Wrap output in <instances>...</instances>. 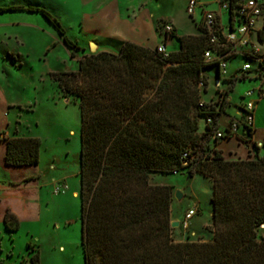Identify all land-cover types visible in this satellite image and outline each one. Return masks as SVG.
<instances>
[{"label":"trees","instance_id":"obj_1","mask_svg":"<svg viewBox=\"0 0 264 264\" xmlns=\"http://www.w3.org/2000/svg\"><path fill=\"white\" fill-rule=\"evenodd\" d=\"M230 8L234 0H229ZM40 13L70 50L80 46L66 35L52 13L31 5L0 6V13ZM163 28V26H162ZM162 31V32H161ZM177 36L179 48L166 56L134 42H124L118 53L100 51L77 59L76 71L54 73L58 89L78 100L80 115L79 191L83 264H264V154L227 160L214 146L217 116L234 77L226 79L216 113L206 103L219 94L212 87L200 92L212 77L203 59L206 37ZM164 39V40H165ZM54 43L52 44V46ZM206 73V74H205ZM209 92L213 93L208 98ZM203 98L205 107L198 102ZM213 123L199 132V118ZM250 132V131H249ZM4 163L11 167L39 162L41 140L5 136ZM201 148V149H200ZM193 156L184 165L182 155ZM189 167L211 182V241H174L171 237V186L151 184L153 172L178 173ZM10 231L19 220L7 210L3 219ZM30 264H39V250Z\"/></svg>","mask_w":264,"mask_h":264},{"label":"rangeland","instance_id":"obj_2","mask_svg":"<svg viewBox=\"0 0 264 264\" xmlns=\"http://www.w3.org/2000/svg\"><path fill=\"white\" fill-rule=\"evenodd\" d=\"M5 1L8 0H0V5ZM30 1L38 3L40 7L56 16L65 28L68 38L79 45L97 39L92 24L89 30L86 26L80 28L77 14L70 12L69 8H61L59 0ZM186 1L157 0L153 5L149 4L151 19L157 16L163 17L157 20V31L160 32L162 25L168 23L165 18H170L177 25L178 33L195 30L185 11ZM88 9L84 11L87 12ZM209 9H212L211 5L204 7V10ZM6 14L8 16L0 13L2 23L0 24V185H6L9 178L12 180L19 178L20 174L33 175L31 179L34 180L28 184L26 192V196L31 197L28 198V205L32 208L35 203L41 204L44 207V214L40 219L24 216L22 227L14 235L11 234L12 236H9L10 233L1 232L0 264H4V259L9 264H30V257L35 251H32L27 243H31L34 249L39 250L40 264H83L78 196L80 150L78 100L71 95L63 94L54 79V73L76 71L77 58L82 53L81 50H76L75 57L70 59L68 48L62 43L53 26L40 13L13 11ZM4 16L11 17L13 22L18 24L6 25L4 22L7 17ZM198 17H200L199 12ZM55 40L57 44L48 54L43 55L41 52L43 46ZM176 42L178 39L174 37L168 43V52L173 49L171 45L178 44ZM88 46L90 51V44ZM6 48L10 52H16L15 56L19 53L20 60L14 61L7 57L3 52ZM244 61L243 57L231 60L228 70L233 71ZM253 66L255 67V64ZM205 72L213 75L214 68H208ZM246 87L245 82L235 85L229 93L232 103L244 105L245 99L241 98L240 92ZM9 104L17 106L7 108ZM262 108L264 109L263 105ZM228 111L230 112L231 108H228ZM224 120L223 118L222 121ZM199 124V132H201L205 126L203 117L199 118ZM18 133L38 137L41 140L40 158L38 164L30 166L25 169L26 171L12 167V172H9L2 156V138ZM203 145L202 149L205 151L216 149V146L206 139ZM246 158L247 156L239 157V159ZM43 183H49L50 186ZM150 183L171 186V222H179L178 226L171 227V237L174 241L212 240L213 233L206 229L212 224L210 201L212 188L211 182L206 177L187 167L178 173L153 172L150 175ZM56 190L58 193H55ZM176 191L181 192V200L175 197ZM74 192L77 195H74ZM190 209H195L196 214L186 219L185 215ZM259 233L264 234L263 225L260 226Z\"/></svg>","mask_w":264,"mask_h":264},{"label":"crops","instance_id":"obj_3","mask_svg":"<svg viewBox=\"0 0 264 264\" xmlns=\"http://www.w3.org/2000/svg\"><path fill=\"white\" fill-rule=\"evenodd\" d=\"M156 1L157 0H59L61 4V8H69L70 12H75L77 14L78 24L80 28H84V26H86V28L89 30L91 29L89 28V26L91 27L92 24V28H94L92 30H94L97 34V39L89 40L88 44L79 45L76 42L77 45L80 46L81 48L80 50L82 53L79 56V58L84 54L92 53L91 51H89V46H88L91 43H94L96 45L95 52L108 51V52L118 53L121 49L122 44L127 41L134 42L143 46H147L152 49L156 48L160 44H164L167 50L168 43L172 39H174V37L173 38L169 37V39L163 38L162 34L156 29L157 20L163 17L157 16L155 17V19H151L152 14L150 13L149 15V11H148L149 4L153 5L154 3H156ZM188 1L189 0H187L185 3V8ZM197 1L200 2L201 8L202 7L204 8L207 5H211L212 8L218 7L217 0H197ZM11 5H25V6L31 5V6L40 7L38 3H34L33 1L30 0L29 1L8 0L5 1V3L1 4L0 6H11ZM86 8H89L87 12L84 11ZM10 12L13 11H7L3 13L4 15H7L6 13H10ZM80 12H82V14ZM3 13H1V15ZM28 13H37V12H28ZM165 19L168 21V23H170L173 26L175 30V34L177 36L198 34L197 29L199 25H198L197 16H195L194 21L190 17L191 24L195 30L187 33L184 32L178 33L177 25L174 22H172L170 18H165ZM4 23L6 25L18 24L17 22H13L11 17L10 18L7 17L6 22ZM0 24L2 23L0 22ZM42 24L45 25L44 22H42ZM53 43L54 45L52 46ZM176 43L178 44H175V46L171 45L173 48L172 51L178 50L179 41ZM56 44H57V40L53 41L52 43L51 41L47 42L41 50L43 55L48 54ZM7 48H9V46H7ZM7 48L4 49L3 51L7 55V57L13 59L14 61H19L20 60L19 53L17 56H15L16 52L14 51L10 52L9 49L7 50ZM68 56L70 59H72L70 57L69 49H68ZM227 73H231V71L227 69ZM239 82L247 83V87L241 90L240 92L241 97L247 89L255 88L260 84V81L257 78H243L234 81V83L230 85L229 93L232 92L235 85ZM226 85L227 84L225 83V86ZM262 87L264 88V83L262 84ZM262 105L264 106V99L257 101L254 110L253 127L251 128L250 132L240 134L236 137H231L221 140L216 145V149L221 152L222 156L225 159L236 160L239 159V157L243 158L245 156H248L249 154L253 155L255 152L254 144H256L259 147L260 154L264 152V114H263L264 109L262 108ZM10 106L14 107L17 105L9 104L7 108H10ZM237 106L238 105L236 103H232V99L229 98V103L227 104L226 107V113L221 115L219 118L218 121L219 128H224L228 125L231 116L238 111ZM228 108H231L230 112L229 111L227 112ZM223 118L225 119L224 121H222ZM17 135L24 136L22 135V133H18ZM229 141H231L232 143L230 144ZM1 145H2V156H4L5 153L4 142H2ZM5 167L8 169L9 172H12L11 166L6 165ZM29 167L30 166H21L16 168H19V170H25V169L27 170ZM32 177L33 175H27V173L20 174L19 178L15 180L9 178V181L6 185H0V234L1 232L10 233L9 236H12L11 234L14 235L22 227V223H23L22 220L24 216H28L30 217V219H40L41 216L44 214V207L41 204L35 203L34 207L32 208L31 206L28 205L29 197L26 196V192H27L28 184H31L32 180H34L31 179ZM43 184L50 186L49 183H43ZM51 197H55V196L51 195ZM29 199H31V197ZM7 210H10L19 220L20 227L18 230L10 231L5 227L3 219H4V214ZM54 225L56 226L55 223ZM4 264H9V263L4 259ZM39 264H40V252H39Z\"/></svg>","mask_w":264,"mask_h":264},{"label":"built area","instance_id":"obj_4","mask_svg":"<svg viewBox=\"0 0 264 264\" xmlns=\"http://www.w3.org/2000/svg\"><path fill=\"white\" fill-rule=\"evenodd\" d=\"M217 4V8L204 10L197 0H189L185 8L187 15L193 21L197 16L198 28L203 30L206 37L203 59L206 63L212 64L211 67L214 68L212 77L206 78V81L209 82L208 86H205L204 80L198 83V88L202 94H204V90H210V87L219 92L216 98H214L213 93L209 92L208 94V98L212 96L214 98L206 102L214 108L211 113L218 111L219 100L223 96L220 92L229 86L225 81L226 79L234 77V80L237 81L243 78H257L260 81L259 86L249 88L243 93L241 98L245 99L244 105H238V111L231 116L228 125L219 128V118L226 113V107L229 103L228 91L223 113L217 116L216 124H218V127H216L212 136L221 141L248 133L253 127L256 103L264 99V88L262 87L264 83V0H234L233 8H230L229 0H217ZM198 12L200 17H198ZM225 16L227 17L226 20ZM162 26L163 32L170 33L173 30L170 23H165ZM156 49L164 56L168 53L164 44L158 45ZM239 57L245 59L244 63L231 73H227L230 61ZM253 64H255V67ZM198 106L210 109L209 106L205 107V101L202 97L198 102ZM211 113L203 117L205 124L210 125L213 123L214 116ZM190 152V150H187L182 155L184 165H187L193 157ZM55 193H58L57 190ZM195 214L196 210L190 209L185 215L186 219Z\"/></svg>","mask_w":264,"mask_h":264},{"label":"water","instance_id":"obj_5","mask_svg":"<svg viewBox=\"0 0 264 264\" xmlns=\"http://www.w3.org/2000/svg\"><path fill=\"white\" fill-rule=\"evenodd\" d=\"M90 51L92 52V53H94L95 51H96V45L94 44V43H91L90 44ZM188 176H190V174L188 173ZM175 197L178 199V200H181L182 199V194H181V192L180 191H176V193H175ZM178 223L179 222H177V221H172L171 222V227H176V226H178Z\"/></svg>","mask_w":264,"mask_h":264},{"label":"bare ground","instance_id":"obj_6","mask_svg":"<svg viewBox=\"0 0 264 264\" xmlns=\"http://www.w3.org/2000/svg\"><path fill=\"white\" fill-rule=\"evenodd\" d=\"M74 195H77V193H76V192H74Z\"/></svg>","mask_w":264,"mask_h":264}]
</instances>
